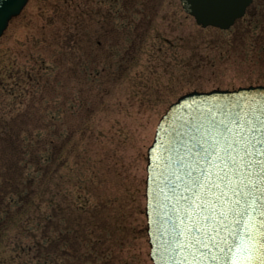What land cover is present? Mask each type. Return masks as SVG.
I'll list each match as a JSON object with an SVG mask.
<instances>
[{
  "label": "rangeland",
  "instance_id": "374dc122",
  "mask_svg": "<svg viewBox=\"0 0 264 264\" xmlns=\"http://www.w3.org/2000/svg\"><path fill=\"white\" fill-rule=\"evenodd\" d=\"M250 85H264V0L228 30L179 0H28L0 37V117L41 128L43 113L71 141L54 219L48 205L39 223L0 214V264H152L145 166L160 117L185 93Z\"/></svg>",
  "mask_w": 264,
  "mask_h": 264
},
{
  "label": "water",
  "instance_id": "95a60500",
  "mask_svg": "<svg viewBox=\"0 0 264 264\" xmlns=\"http://www.w3.org/2000/svg\"><path fill=\"white\" fill-rule=\"evenodd\" d=\"M179 1L197 25L221 30L243 17L252 2ZM27 2L0 0V37ZM145 172L152 264H264L242 259L251 243L249 213L257 228L264 222V85L180 96L159 119ZM230 233L236 239L230 251L213 243V237L219 242L228 236L231 244ZM256 238L264 243V235Z\"/></svg>",
  "mask_w": 264,
  "mask_h": 264
},
{
  "label": "trees",
  "instance_id": "16d2710c",
  "mask_svg": "<svg viewBox=\"0 0 264 264\" xmlns=\"http://www.w3.org/2000/svg\"><path fill=\"white\" fill-rule=\"evenodd\" d=\"M36 116L41 128L0 117V214L5 223L15 219L39 223L43 205L50 206L53 220L59 208L55 200L63 186L59 170L66 164L61 154L71 134L60 140L55 120L46 121L43 113Z\"/></svg>",
  "mask_w": 264,
  "mask_h": 264
},
{
  "label": "snow or ice",
  "instance_id": "6c2138e0",
  "mask_svg": "<svg viewBox=\"0 0 264 264\" xmlns=\"http://www.w3.org/2000/svg\"><path fill=\"white\" fill-rule=\"evenodd\" d=\"M224 215L225 218L227 219V214L224 213ZM261 216H264V212L261 213ZM236 223H240V221L237 220ZM245 224L246 226L249 224L251 225V227H248L247 229V235L251 240V243L245 246V250L249 252V254L246 257H243L242 259H246L249 262L253 260L264 259V257H261L259 255L261 252H264V243L260 242V240L256 238L257 233L259 235H264V231H262V229H264V222H261L259 228H257L255 221L252 219L251 213H249V221H246ZM230 235L234 237L231 244L229 243L228 236L222 237L219 242H217L216 238L213 237V243L223 244L230 251L232 245L236 244L235 233H230ZM205 247H207V244H205ZM221 251H224V248H221ZM253 252L255 254H252ZM231 264H238V261L231 260Z\"/></svg>",
  "mask_w": 264,
  "mask_h": 264
}]
</instances>
